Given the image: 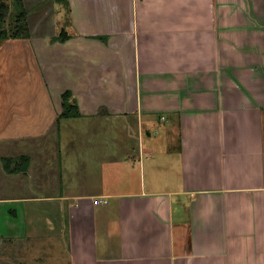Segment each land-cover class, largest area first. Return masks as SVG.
I'll return each instance as SVG.
<instances>
[{
	"label": "crops",
	"instance_id": "0c3cea01",
	"mask_svg": "<svg viewBox=\"0 0 264 264\" xmlns=\"http://www.w3.org/2000/svg\"><path fill=\"white\" fill-rule=\"evenodd\" d=\"M21 1L0 264H264V0Z\"/></svg>",
	"mask_w": 264,
	"mask_h": 264
},
{
	"label": "trees",
	"instance_id": "16d2710c",
	"mask_svg": "<svg viewBox=\"0 0 264 264\" xmlns=\"http://www.w3.org/2000/svg\"><path fill=\"white\" fill-rule=\"evenodd\" d=\"M14 12L9 13V6L5 3H0V40L4 39H22L28 36L26 11L21 0H13ZM11 20L14 25L11 30L2 28L3 23ZM67 37H56L54 41H63ZM80 112L75 99H73L70 91H65L62 94V109L59 113V118L79 117ZM29 165L28 157H19L16 159L6 158L2 160V166L7 174H27Z\"/></svg>",
	"mask_w": 264,
	"mask_h": 264
},
{
	"label": "rangeland",
	"instance_id": "374dc122",
	"mask_svg": "<svg viewBox=\"0 0 264 264\" xmlns=\"http://www.w3.org/2000/svg\"><path fill=\"white\" fill-rule=\"evenodd\" d=\"M14 25V23H12L11 20H7L3 23L2 28L6 29V30H11V27Z\"/></svg>",
	"mask_w": 264,
	"mask_h": 264
}]
</instances>
